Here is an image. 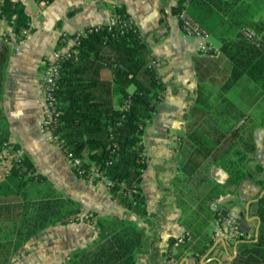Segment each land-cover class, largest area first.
Instances as JSON below:
<instances>
[{"label": "crops", "instance_id": "obj_1", "mask_svg": "<svg viewBox=\"0 0 264 264\" xmlns=\"http://www.w3.org/2000/svg\"><path fill=\"white\" fill-rule=\"evenodd\" d=\"M13 1L23 3L30 28L19 40L8 23L0 19V40L9 39L11 49L0 107L7 122L9 142L29 158L35 173L43 177L41 184H27L25 197H60L77 204L79 210L77 221L44 229L9 263L66 264L72 252L89 247L96 239L98 219L117 218L130 221L144 231V246L137 255L136 264H165L170 254L175 264H232L238 254V235L229 233L225 222L239 221L248 236H256L258 220L254 204L259 188L247 181L240 193L225 195L210 205L212 210L223 208L227 218L209 222L207 231L212 232L213 245L197 261L192 250L198 238L190 235V241L172 247L176 238L189 233L182 219L196 213L197 203L194 197L178 200L176 180L182 176L188 156L185 138L193 115L198 114L194 112L200 93L202 105L213 107L209 114L225 131L244 121L252 122L254 158L264 166V92L246 77L227 86L232 66L220 52L224 41H232L237 33L242 34L237 27L241 21L253 32L254 25L262 27L255 39L264 46V0H207L203 9L185 0L184 9L188 13L195 11L200 24L210 34L211 48L207 51L200 50V39L182 32L176 14L172 13L179 0ZM115 8L133 20L151 50V63L164 85L152 122L142 135L147 166L140 188L151 216L149 220L130 213L114 200L104 183L77 177L64 151L46 141L42 131L43 114L39 103L43 95L44 59L58 48L61 34H73L85 27L105 23L116 15ZM198 72L203 74L201 80ZM101 79L112 80L107 68L101 71ZM210 136L222 138L223 134L214 130ZM255 159L250 157L249 169H253ZM9 169L8 161H0V185L7 181ZM209 176L221 185L228 180L226 171L216 165L209 167ZM216 222L222 225L219 229H216Z\"/></svg>", "mask_w": 264, "mask_h": 264}, {"label": "trees", "instance_id": "obj_2", "mask_svg": "<svg viewBox=\"0 0 264 264\" xmlns=\"http://www.w3.org/2000/svg\"><path fill=\"white\" fill-rule=\"evenodd\" d=\"M35 1L51 3L54 0ZM188 1L200 9L207 4V0ZM184 2L179 0L172 13L184 9ZM114 12L115 17L129 18L118 8ZM189 13L201 23L195 11L189 10ZM0 19L8 23L19 40L30 28V18L20 1L0 0ZM247 26L245 21L237 23L240 32ZM261 28L254 25L255 35ZM255 38L249 41L237 33L232 41L223 42L220 52L232 66L227 86L246 77L264 92V46ZM10 52L9 39L0 40V102ZM152 60L151 50L135 26L134 30L123 34L116 29L90 34L80 41L78 55L61 63L56 91L61 111L56 133L65 143V152L80 158L86 173L92 167L98 168L114 183L110 189L113 199L130 213L148 220L151 216L140 188L147 166L142 135L152 122L164 92ZM105 68L111 72V81L101 79V71ZM201 74L198 72L200 80ZM201 96L200 93L194 112L198 114L193 115L185 138L188 156L182 176L176 180L178 200L180 197L197 199L196 213L182 219L186 231L192 238L199 239L192 253L199 261L213 245L212 232L207 231L209 222L227 218L223 208L212 210L210 205L225 195L240 193L242 185L250 181L259 188L254 205L260 226L256 236H248L242 223L237 221L238 254L232 264H264V166L254 158L252 122L244 121L225 131L210 116L213 107L202 105ZM214 130L221 131L223 137L211 138ZM4 143L18 148L9 142L7 122L0 107V151ZM250 157L255 159L253 169L247 166ZM211 165L226 171V184H218L210 178ZM32 182L41 184L43 177L35 173L29 158L21 154L12 161L7 181L0 185V224H3L0 264H10L11 258L44 229L78 220L79 206L68 199L25 197V188ZM10 195L18 197H7ZM97 228L93 243L72 252L66 264H136L137 255L144 246L143 230L130 221L117 218L98 219Z\"/></svg>", "mask_w": 264, "mask_h": 264}, {"label": "built area", "instance_id": "obj_3", "mask_svg": "<svg viewBox=\"0 0 264 264\" xmlns=\"http://www.w3.org/2000/svg\"><path fill=\"white\" fill-rule=\"evenodd\" d=\"M176 18L179 21L184 35L200 39L199 48L201 51H207L211 48L209 44L210 34L186 11V9L179 11L176 14ZM134 26V22L131 18L121 19L113 16V18L105 23L85 27L78 30L76 33H63L60 35L58 48L49 57L44 59L42 66L43 95L39 104L43 114L42 131L46 141L55 144L64 151L65 157L70 162L77 177L104 183L108 190L114 186V183L109 181L98 168L92 167L89 169L88 173H86L81 167V159L74 157L71 153L65 152V143L60 135L56 133L59 117L61 115L56 99L57 81L60 74L61 63L66 59L75 58L78 55V47L83 38L103 30L112 31L116 29L119 33L123 34L125 31L134 30ZM241 33L243 37L249 41L255 38L254 32L248 28L241 29ZM23 34V36H25L27 31H24ZM20 156L21 151L19 148H13L8 143L2 145L0 158L8 161L9 167L12 161L18 159ZM120 186L124 187L123 183H121ZM221 226L219 222L216 223V229H219ZM225 228L234 236L238 235V222L236 220L226 221ZM190 240V234L185 232L182 236L175 239L172 243V247L176 248ZM165 264H175L172 254L168 255Z\"/></svg>", "mask_w": 264, "mask_h": 264}, {"label": "water", "instance_id": "obj_4", "mask_svg": "<svg viewBox=\"0 0 264 264\" xmlns=\"http://www.w3.org/2000/svg\"><path fill=\"white\" fill-rule=\"evenodd\" d=\"M257 220H258V224H257V227H256V235H257V233H258L259 226H260V221H259V219H257Z\"/></svg>", "mask_w": 264, "mask_h": 264}, {"label": "rangeland", "instance_id": "obj_5", "mask_svg": "<svg viewBox=\"0 0 264 264\" xmlns=\"http://www.w3.org/2000/svg\"><path fill=\"white\" fill-rule=\"evenodd\" d=\"M251 12H252V11L250 10V13H251ZM216 221H218V220H216ZM216 223H217V222H216ZM216 223H215V224H216Z\"/></svg>", "mask_w": 264, "mask_h": 264}]
</instances>
